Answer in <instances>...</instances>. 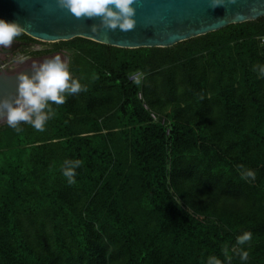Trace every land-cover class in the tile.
Instances as JSON below:
<instances>
[{
    "label": "trees",
    "instance_id": "16d2710c",
    "mask_svg": "<svg viewBox=\"0 0 264 264\" xmlns=\"http://www.w3.org/2000/svg\"><path fill=\"white\" fill-rule=\"evenodd\" d=\"M263 38L264 17L170 48L52 44L76 79L93 53L87 91L43 132L0 126V264H264ZM156 74L190 103L148 110Z\"/></svg>",
    "mask_w": 264,
    "mask_h": 264
},
{
    "label": "water",
    "instance_id": "95a60500",
    "mask_svg": "<svg viewBox=\"0 0 264 264\" xmlns=\"http://www.w3.org/2000/svg\"><path fill=\"white\" fill-rule=\"evenodd\" d=\"M135 27L129 31L101 29L92 32L99 18H76L55 0H0V18L17 21L23 33L42 43L54 44L83 38L120 48H170L228 26L264 17V0H136ZM0 76V96L15 93L17 77ZM0 117V123L4 121Z\"/></svg>",
    "mask_w": 264,
    "mask_h": 264
},
{
    "label": "clouds",
    "instance_id": "9594fccd",
    "mask_svg": "<svg viewBox=\"0 0 264 264\" xmlns=\"http://www.w3.org/2000/svg\"><path fill=\"white\" fill-rule=\"evenodd\" d=\"M136 0H55L58 8L67 9L76 18H99V24H92V32L101 29L129 31L135 27ZM23 27L17 21L0 18V48L8 49L23 33ZM20 58L19 62H23ZM31 74L22 73L17 77L15 93L0 96V117L9 128L22 132L20 125L28 124L38 132L45 131L49 120L54 118L52 104L63 105L67 96L87 91V87L74 78L67 58L56 55L42 63L33 64ZM258 74L264 77V65L258 66ZM82 165L79 159L65 160L61 172L69 184L75 183L76 169ZM247 177L254 179V173L247 171ZM244 178V177H242ZM251 240V233L245 232L237 237V243L245 244ZM240 259L246 261L248 253H240ZM206 264H221L210 256Z\"/></svg>",
    "mask_w": 264,
    "mask_h": 264
},
{
    "label": "flooded vegetation",
    "instance_id": "af4514ba",
    "mask_svg": "<svg viewBox=\"0 0 264 264\" xmlns=\"http://www.w3.org/2000/svg\"><path fill=\"white\" fill-rule=\"evenodd\" d=\"M56 55L67 58L68 54L54 47H48L46 43H32L19 37L10 48H0V76H11L20 73L25 69H32L33 62L42 63ZM24 58L23 62H19ZM69 62V58H67Z\"/></svg>",
    "mask_w": 264,
    "mask_h": 264
},
{
    "label": "rangeland",
    "instance_id": "374dc122",
    "mask_svg": "<svg viewBox=\"0 0 264 264\" xmlns=\"http://www.w3.org/2000/svg\"><path fill=\"white\" fill-rule=\"evenodd\" d=\"M83 44H84L83 46L85 47V50L86 49L87 50L88 49L93 50V47H92L93 45H91L89 43H83ZM46 45L48 47H53L54 46L52 44H47V43H46ZM89 53L93 54L92 52H89ZM89 53L83 54V56L80 57L81 60H82V62H80V64L82 66H84L83 67L84 69L89 67V61H90V57H91V54H89ZM61 58L63 59L64 57H61ZM86 58H88V60ZM39 63L40 62H33L32 65L33 64H39ZM83 68L82 67L80 68L82 70L81 76H83V77L78 78L80 83L82 82L81 81L82 78L84 79V81H86V77H87ZM158 76H159V74L155 75L156 81L154 82L152 90L151 91L149 89L145 90L146 91V99H145L143 104H144V106L146 105L145 107L148 108V110H150V108L152 109V107H153V109L156 112L160 113V112H162L164 110V109L162 110V107H161L160 104L162 102H168L169 103L172 99H175L176 97L179 98V99H182L183 102L186 103V104L190 103L189 98L186 96V94H185V92L183 90V89H186V87L183 88L182 85H181V87L180 86H178V87L171 86L172 88L174 87V89L168 88V90H165L166 88H164V84H163L164 81L160 78V76L159 77ZM88 79H89V77H88ZM186 104H184V105H186ZM196 114H198V113L196 112ZM4 124H6L5 120L0 123V126H2ZM185 182L188 184V183H190V180L187 179V181H185Z\"/></svg>",
    "mask_w": 264,
    "mask_h": 264
},
{
    "label": "built area",
    "instance_id": "2783aa9c",
    "mask_svg": "<svg viewBox=\"0 0 264 264\" xmlns=\"http://www.w3.org/2000/svg\"><path fill=\"white\" fill-rule=\"evenodd\" d=\"M263 42H264V38H263ZM134 79H138V75H135V76H134ZM152 117H153L155 120L157 119V117H156L155 115H153V114H152Z\"/></svg>",
    "mask_w": 264,
    "mask_h": 264
}]
</instances>
